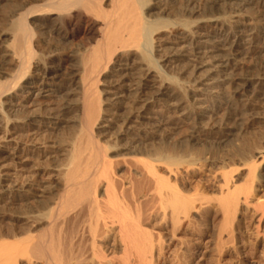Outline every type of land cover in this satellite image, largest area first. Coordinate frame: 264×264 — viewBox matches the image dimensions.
Wrapping results in <instances>:
<instances>
[{"label": "bare ground", "instance_id": "6f19581e", "mask_svg": "<svg viewBox=\"0 0 264 264\" xmlns=\"http://www.w3.org/2000/svg\"><path fill=\"white\" fill-rule=\"evenodd\" d=\"M170 1L0 0V42L8 43L3 52L10 59L7 63H13L24 73L17 79L21 83L18 89L29 90L24 92L28 104L23 107L37 105L43 98L62 99V95L80 94L81 99L79 136L72 144L69 159L74 169L65 177L60 176L65 183L54 181L66 188V196L61 195L56 208L46 201L48 192L40 182L27 180L20 184L13 180L9 168L0 167V201L10 203L20 197L26 204H33L24 218L16 222L22 224L21 228L10 225V230L0 232V260L4 263L115 264L117 259L121 264H153L164 259L166 247L186 224L195 225L194 231L202 233L221 214L223 226L231 229L227 235L233 240L236 226L241 223L238 216L242 206H253L258 225L264 221V194L259 197L264 192V138L253 144L249 141L250 145L243 144L222 156L201 145L208 139L225 144L241 133L236 129L240 118L248 112H252V120L257 118L253 116V99L264 96V71L259 68L255 74H245L239 53L255 46V39L264 40V0H238L232 5L235 13L225 11L226 0H209L200 9L205 19L194 22ZM195 11L191 9L192 14ZM99 33L101 39L95 43ZM36 40L41 49L34 44ZM76 40L82 49L69 50L68 45ZM178 59L188 65L182 71L188 75L184 80L167 71V65ZM70 63L80 68L70 74L67 88L74 89H50L49 82ZM230 66L234 72L227 73ZM31 71L33 75L29 74ZM34 78H41V83ZM100 83L109 91H99ZM4 91L0 85V99ZM102 93L108 98H102ZM122 100H128L129 111L120 121L104 106L112 103L114 107ZM2 103L0 129L8 135L17 121L13 116L5 118L2 111L7 103ZM8 104L11 109L15 107L13 101ZM152 104H159L163 114L180 113L184 122L191 119L188 135L181 137V132L173 129L170 135L176 139L171 138L172 142L155 145L149 151L142 148L141 140L156 139L161 133L160 116ZM70 107L64 110L70 111ZM219 115L221 119L216 122ZM28 116L24 119L28 131L42 125L51 129L60 117L50 109L44 117L26 120ZM116 125L122 129L123 137L134 136L135 142H139V153L148 157L149 162L143 161L144 156L138 165L141 182L137 185H146L147 191L139 188L145 195L136 194V181L130 178L132 190L128 193L126 184L112 171L111 162L104 159L96 142ZM14 135L6 137L11 146L7 156L13 165L23 166L38 148L32 142L27 149L20 150ZM5 153L0 150V158ZM217 165L221 166L218 174L211 171ZM241 167L248 169L246 176L234 180L233 175ZM92 168H97L94 176L90 175ZM201 169L210 174L203 176ZM239 179L243 184H237ZM254 197L258 200L256 205ZM38 224H47L52 236L43 232L31 244L32 230ZM4 238L15 243L4 244ZM19 245V253L8 250H17ZM21 257L27 262L21 263Z\"/></svg>", "mask_w": 264, "mask_h": 264}, {"label": "rangeland", "instance_id": "374dc122", "mask_svg": "<svg viewBox=\"0 0 264 264\" xmlns=\"http://www.w3.org/2000/svg\"><path fill=\"white\" fill-rule=\"evenodd\" d=\"M207 1L209 2V0H176V1L171 0L170 3L172 4L174 2L173 5H176L177 9H179L180 11L183 10V12L185 11L183 16H185V18L187 16V19L189 21L194 22L196 19L200 20L199 18H201V20L205 19L206 15H204L203 11H200V9L203 10V8L206 6ZM226 1L228 3L224 2L223 4H225V5L222 4L223 8L225 7L224 8L225 11L227 13H229V12L235 13L236 12L235 7L232 5L237 4L238 0H226ZM233 2H235V3H233ZM227 5H229V6H227ZM191 9H192V11L193 10H196V11L192 14ZM189 15H191V16H189ZM262 19L264 21V13L262 14ZM99 35H100V33L98 34V36ZM175 35L176 34H173V37ZM99 37L96 36L95 43H96V41L101 39V35ZM79 42H80L79 40H76V41L72 42L71 44H69L68 45L69 50H72L74 48L75 49L72 51H77V50L82 49V45ZM254 43H255V46H253L251 48L242 49L239 53L240 58L242 59V62L244 61L243 62V64H244L243 72L247 75L248 74L249 75L255 74L259 70V68H262V72L264 71V64L262 65V63H264V40L255 39ZM34 44H36L37 47L38 46L40 47V44L38 43L37 40L34 41ZM78 44H80L81 46ZM93 45H95V44L93 43L92 46ZM6 46H8V43H6L5 40L0 42V50H1L0 51L1 52L0 53V58H1L0 59V81H1L0 85H2L4 87V90H5L4 91L5 98L3 96V97H1L0 100L3 103H7V104L9 103V100L13 101V104H15V107L11 109L9 104L8 105L6 104L5 105L6 107L3 105V108L4 107L5 108L3 109L2 113L6 119H8L7 117H11L12 119L14 117L15 122L17 121L16 126L14 128V131L12 130V132L9 133L8 135H10V136L14 135V134L16 135V136L14 135V137L19 142L20 150H24L25 148L27 149L29 147L28 144H31L32 142H34L32 144L36 145L38 149L34 150V153L29 156V161H27L23 166L20 164H14L13 165L9 161L8 156H7L9 154L10 148H11V146L8 144L9 139L6 140V137H9V136L6 135L5 132H3L0 129L1 130L0 131V146L2 145V148L0 147V150H4L5 152H7V153H5V156L3 159L0 158V160H1L0 167L3 165L2 167L5 166V167L9 168L8 170H10V174L11 175L13 174V180L15 182L18 181V183H20V184H22L24 182H28V181L32 182V183L33 182L38 183V184L40 182V185H42L43 188L45 187L47 189V190H45V192H48V193H45L46 201L47 202L50 201L51 202L50 205L51 204H52L51 206L55 205L54 207L56 208L57 205L60 204V202H61L60 200H62V198H64V196H66V194H65L66 188L64 187L65 190L62 188L65 184L64 185L62 184V186H61V183H65L64 179H63L64 182L62 181V178L65 177L66 174L68 172H70V170L74 169V166L72 165V162L70 161L71 160L70 154L72 152V144H73V142H75V140L79 136L80 128H79L77 119L80 116V110H79L80 109V102H81L80 94H73L71 96L62 95V99H57L54 97H50L48 99L43 98L41 101H38L36 103L37 105H32V106H29L27 108L23 107L24 105L28 104L27 101L24 100V98L26 96L25 93L29 90L25 89L26 91L25 90L21 91L18 89V86H20L21 83L17 79L23 77L24 73H20L18 68L13 63H11L12 65L10 63L9 64L7 63L8 61H10V59H8L6 57L5 52H3L4 49L6 48ZM70 47H71V49H70ZM255 47H257V48H255ZM40 49H41V47H40ZM248 52H249V54H248ZM2 61H3V63H2ZM186 63L187 62L179 60V59L176 61L174 60L172 63H170L171 65L170 64L167 65V71L169 70L168 71L169 74L172 73L173 75L181 77V79L184 80V79L188 78L187 74L182 73V71L188 66ZM71 64L73 65V67L71 66ZM75 64L76 63H74V64L70 63L68 65H65L62 74L60 76H58L56 79H54L53 81L49 82V84L51 85L49 88L50 89L51 88L59 89L60 91L61 90L66 91L67 89L73 90L74 88H67V87H69L71 72L75 71L76 69H80V68H78V65L75 66ZM13 65L15 68L13 67ZM170 67H173V69ZM231 67L232 66H230V69H228L227 73L234 72L233 71L234 68L233 67L231 68ZM15 70L17 72H15ZM33 73L34 72L31 71L29 74L33 75ZM184 77H186V78H184ZM41 80H42L41 78L40 79L34 78V81L36 83H41ZM58 81L61 83H59ZM59 84L61 85V88H60ZM5 85H6V87H5ZM15 85H17V86H15ZM98 89H99V91H104V90L109 91V88L106 89V87H103V84H101V83L98 84ZM5 94H7L8 96H6ZM63 94H65V93L63 92ZM101 95H102L101 96L102 98H105V99L108 98V96H105V94H103V93ZM7 98H9V99H7ZM4 99H6V100H4ZM253 100H256V107L254 108L253 116L257 117V118L252 120V118L250 117L251 116L250 114L252 112H248L246 116H244L243 118H240L239 122L237 121L236 129H237V131L238 130L239 131L242 130V131L240 134H239V132L237 133L238 134L237 137H235L233 139H229L230 143L228 141L225 144L218 145L217 142H215V140L208 139V140H206L207 142H201V145L203 143L205 146L211 148V150L214 152L217 150L219 154L216 152H215V154L216 155L218 154V156L219 155L222 156L226 153H230L233 150L237 149L238 146L241 147L243 144L250 145V144H253L254 141L257 142V141L261 140L262 138H264V96L255 97ZM1 101H0V103H2ZM121 102L119 104H116L114 107L112 106V103H109L107 106L106 105L104 106V108L106 110L109 109L108 111L111 112L110 113L111 115L113 114L120 121L126 116V114L129 111L128 100H122ZM152 106L155 107L154 111L155 112L158 111L157 113H159V116H160L159 119L160 120H158V121L161 122V124H160L161 125V129H160L161 133H160V136L157 137L156 139H151L150 141L149 140H144V141L141 140L143 143L142 148H146L149 151V150H151L150 148H153L155 145H159L161 143H167L170 141L172 142L173 139L171 140V138L176 139V137L170 135V133L172 132L171 130H173V129H178V132H181V134H182V135L180 134L181 137H183V134L188 135V132L190 131V127L192 128V124H191L192 120L191 119L184 122V120L180 117V113L173 114V115L169 113L171 115L170 116L167 112H165L164 114L162 113L161 106L159 104L158 105L152 104ZM66 107H70L71 110L70 111L64 110V108H66ZM48 108L50 110H52V112L54 110L60 116L58 121H57L58 123L56 126L52 127L51 129L44 128L45 126H43V125L35 127L34 128L35 130L30 129V131H28V129H25L24 119L28 115H30L31 118L28 116V119H26V120H30L34 117H41V116L44 117L48 113V110H49ZM74 109H76V110H74ZM4 110H5V112H4ZM12 111H14V113H11ZM24 111H26L25 113L27 114V116L24 113ZM162 114H163V116H162ZM169 117H171V118H169ZM174 119H175V121H173ZM220 119H221V115H219V117L216 118V122ZM169 120L171 122L172 121L173 122L171 123ZM203 122H204L203 124H205L207 121H203ZM167 123H168V125H171V126H168ZM185 123H187V124H185ZM188 123L190 125H188ZM118 125H120V123ZM175 125L177 128L175 127ZM21 128H23L24 130ZM15 132H17V133H15ZM121 132H122V129H120V127L118 129V127L116 125V127L113 130H111L110 133L97 138L96 142L99 144V146L101 148V152H102L104 159L109 160V162H111L112 171L115 174L117 173L116 175L119 176V179L122 180L123 183L126 184V186L128 188V193L131 194L130 191L132 190V188L130 185V182H131L130 179H132V180L136 181V186H135L136 194L139 193L141 195H145L144 192L147 190L144 188L146 187V185H145V187L143 186V184L140 186L137 185L139 182H141L140 175H138L140 173V167L138 165H140L142 157H144L145 155H141L139 153V150H138L139 145L137 146V143H139V142H135L134 136L123 137L121 135ZM178 139H179V137H178ZM131 141H132V143H131ZM208 141H210V143ZM249 141H250V144H248ZM43 146H44V148H43ZM68 152H69V154H68ZM105 154H107L108 156ZM147 159H148V157L144 158L143 161L147 162L148 161ZM143 161H142V163H143ZM261 166L262 165H260V168L257 169V172L261 169ZM212 168L213 169H211V171L217 173V172H220V170H218V169L221 168V166L217 165V167L213 166ZM96 169L97 168H94V169L92 168L91 169L92 173H90V175L94 176V174L96 173ZM202 170L203 169H201L200 173H202L203 176H205V174H210L209 172H206L204 170L202 171ZM247 171H248V169L246 167L245 168L241 167L240 169H238V172H236L233 175L234 180H236L240 176L242 178L244 176H246ZM237 174H238V176H237ZM56 175H58V177H55ZM125 176H127V177L125 178ZM53 178H54V180H53ZM55 179L61 183L60 184H56V183L54 184ZM85 180H87V178ZM243 182H244L243 180L239 179L237 184L240 185V184H243ZM44 185L48 186V188ZM140 187H143V189L145 191L143 190L144 192L141 193L139 191ZM100 188H102V185ZM99 194L102 195V191ZM146 194H147V192H146ZM262 194H264V192L259 194V197L263 196ZM61 195H62V198H61ZM215 195L216 194L214 193V196ZM257 201L258 200H256V198L254 197L253 198V204L256 205ZM3 203H5V204H3ZM24 205H26V206H24ZM32 206H33V204H31V203L26 204L25 201L20 200V197H16L10 203H8L6 201H0V218H2V220H0V232L3 231L5 233V231L10 230V228H12L13 226H16V228H21L22 224L21 223L17 224L16 222L21 221L24 218L23 216H25V213H27L29 207L31 208ZM218 209H219L218 207H214L215 212L218 211ZM253 210L254 209H253L252 205L248 206L247 208L246 207L244 208V206H242V213H240L238 216L241 223L238 224V226H236V231L234 232V239H233L234 241L232 239H229V237L227 235L231 229L225 228L223 226V219H222L221 214H217L216 215L217 217H215L214 220L209 222V227H207L206 229L203 228L201 230L202 233H197L194 231L195 225H192L191 227H190V225L188 226V224L184 225L182 231L178 232L175 236V239L173 240V238H172L170 245L168 247H166V251H164V254H165L164 259L156 260L153 262V264H264V221L261 222L260 225H258L257 224L258 220L256 217H254V211ZM16 216L19 218H17ZM13 223H14V225H13ZM45 225H47V224H43V225L38 224V225H36L35 228H33V230H32V234H33L32 237L33 238H32V240H30V242H32L31 244H34V242L36 243L37 240H35V239H37V237L40 234H42L43 232L47 231L46 234L49 235L50 237L52 236L49 232L50 230L48 231L47 226H45ZM232 229H235V227H233ZM225 230H227V231H225ZM3 232H1V233H3ZM55 232H56V229H55ZM115 237H117V234ZM4 240H2V243L4 242V244H7V245H12L13 242L15 243V240H13V239L4 238ZM116 240H118V237ZM116 245H119V244L116 243ZM18 247H20V245ZM8 250H11L12 252L14 251L16 253L17 252L19 253V252H21V247L19 249L17 248V250L15 248L14 249L8 248ZM12 252H11V254H13ZM118 252L120 254V248H119V250L117 249V253ZM23 258L22 257L19 258V260L20 259L23 260V261L20 260L21 263L27 262L26 258L25 257H23ZM4 262L5 261L0 260V264H11V262L10 263H4ZM113 262H115V264H121V262L118 261L117 259H116V261H113ZM39 264H44V263L39 262ZM72 264H75V261L72 262ZM85 264H97V263L95 261H87Z\"/></svg>", "mask_w": 264, "mask_h": 264}]
</instances>
